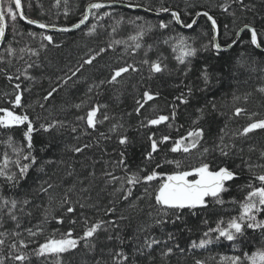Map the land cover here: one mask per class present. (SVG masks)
Listing matches in <instances>:
<instances>
[{
    "label": "trees",
    "instance_id": "1",
    "mask_svg": "<svg viewBox=\"0 0 264 264\" xmlns=\"http://www.w3.org/2000/svg\"><path fill=\"white\" fill-rule=\"evenodd\" d=\"M93 2L97 0H67L66 4L65 0H60L57 6L56 0H22L24 12L29 18L50 26L54 25V28L71 27L81 19L87 5ZM127 2L128 0H118L117 3ZM133 2L142 5L139 7L141 9H151L147 10L151 13H156L155 10L161 6L168 7L180 12L185 22H190L197 12H209L217 21L219 31L217 42L222 47L235 38L234 32L244 23L254 22L258 28H264V0H243L247 8H243L237 0H133ZM221 5L229 6L228 12L223 11ZM104 11L110 12L111 15L104 17L100 22L90 17L85 28L70 34H45L18 20L13 28V22L10 19L6 21V38L0 50V69H3L0 71V107L11 108V101L14 100L17 91L14 85L20 84L23 107L16 111L29 115L36 129L32 133L31 151L37 158V163L30 168L27 178L21 182L18 189L10 191L7 185L3 188L5 196L22 199L27 195L32 203L25 209V213H31L30 216L17 213L21 223L19 229L16 228L15 222L4 216L0 232L7 231L9 235L5 238V244L0 247V257L15 254L9 249L14 239H23L26 242L35 239V243H30L27 249L21 250L31 253L32 249L42 243L54 229L63 232L73 227L74 234H81L82 223L70 225L68 220L79 221L83 214L90 218L91 222L97 219L115 220L119 227L100 231L94 240L96 245L94 250L86 249L81 244L78 249L64 253L61 257L62 264H96L97 260L101 264H114L112 255L120 248L128 254L129 264H196L197 260L203 264H226L222 258L232 256H240L243 264H247V261L243 260L245 252L251 254L257 249L264 248V234L259 231L253 232L248 229L244 236L234 242L213 240L206 247L195 249L190 248V245L193 241L198 242L208 227H215L220 220L227 223L231 217L238 215V204L230 201L233 199L242 201L248 191L246 188L241 190V186L251 178L245 162L264 165V156L261 155L264 153V130H255L243 137L233 135L248 123L264 119V92L258 91L264 88V54L257 52L247 43H238L219 55H216L214 50H203L201 46L208 44L212 35L211 28L204 18H199L193 29L183 32L175 24L167 30L158 28L161 20L167 22L171 19L169 15L154 18L119 8L100 12ZM117 21L120 22L118 26ZM93 24H97L95 32L86 35ZM141 25L145 27L151 25L152 29L145 35L143 47L135 53L126 44L113 43L117 40L127 42L128 37L137 32ZM114 26L115 32L112 31ZM29 33H35V36ZM41 33L52 36L53 43L49 44L42 40ZM178 33L193 38L194 46L200 49L195 57L190 58V65H179L174 59L171 47L163 42ZM242 36L247 39L249 34L243 33ZM41 44L44 45L43 48ZM109 44H113V47L109 48ZM149 45H152L150 51ZM9 47L15 50L11 56L6 52ZM101 48L106 51L97 55L91 64L84 63ZM21 49L24 51L21 52ZM29 49L36 51L38 55H31ZM145 58L149 60L160 58L167 66V70L151 74L148 65L141 63ZM29 64L32 67H28ZM125 64H133L139 71L123 74L117 83L101 85V81L110 79L114 69ZM205 65L208 66L212 80L208 90L202 91L205 85L201 79V71ZM188 67L191 70L187 71L185 76ZM77 68L80 70L72 76V72ZM25 71L30 79H25L21 75ZM9 75L20 76V79L10 81L7 78ZM187 86L192 87V96L188 104L179 105L171 128L167 123L151 127L141 126L142 121L146 122L145 118H153L159 114L170 115L172 111L170 105L174 103V97L181 92L187 93ZM90 87L91 92L88 91ZM52 88H56L57 91L51 98L44 100L43 97ZM145 90L159 95L153 101H149L141 110V114L137 115L136 100L142 97ZM89 97L91 99H88ZM82 100L87 101V105H106V108L101 109L100 118L102 119V114L106 112L111 119L98 124L95 131L85 129L83 123L77 121L76 117L84 115L87 106L81 110L73 107ZM237 107L245 111L239 116H234ZM198 108L204 110V119L199 124L205 129L204 146L212 148L218 143L221 129L227 132L225 142L234 144L229 157H221L218 152H212L208 159L214 164L227 163L239 173L240 178L230 184L228 192L222 194L226 201L224 205L210 201L209 206L197 210L196 215L185 210L183 220L177 221L175 225L169 223L154 226L155 201L144 195L146 185H138L130 200L125 201L114 191L120 186L119 182L106 183L108 177L104 173L113 172L118 177L125 175L114 164L120 159L121 152L125 153L126 163L131 171L146 169L142 174L150 172L165 157L181 160L185 167L198 164L197 152L185 156L182 153L168 151L172 146L171 141L160 146V150L154 154V160L149 162L144 159L145 154L151 150L148 139L150 135L155 133L157 140L163 135H169L173 139L184 135L193 127L192 121L200 115L196 111ZM53 123L56 126L47 132L41 128V125ZM113 124H121L123 127L113 133L109 131ZM73 127L77 128L75 133L72 132ZM25 131L26 125L0 129V158L5 152L12 159L16 158L4 143L9 136L13 137L17 146L27 151V142L23 135ZM85 132L88 134H84ZM100 133H104L107 138L101 137ZM120 136H127L129 143L121 145ZM84 144H90L91 147L82 153H74L71 150ZM12 170L16 169L13 167ZM172 170H174L172 165L158 169L161 172ZM253 171L259 173L264 171V168H254ZM43 181L54 185L50 195L34 191ZM85 188L88 190L82 191ZM69 189L72 191L68 192ZM66 193L73 202L80 201L86 206L81 209L79 204H76L75 213L65 215L66 209H61L59 205ZM136 197L142 199L136 200ZM130 204H134V207H130ZM46 207L49 208L50 216L43 224L45 228L43 235L30 238L24 229L41 224ZM109 208H114L115 212L105 215ZM150 212L153 213L151 217ZM53 214L64 215L65 223L57 224L51 219ZM121 216L125 219L120 220ZM259 218L264 219V215ZM204 220L209 223L204 224ZM149 225L153 226L148 227ZM142 228L147 230L140 231ZM12 231H20L21 235L14 238L11 236ZM117 233L123 238V244L115 239L108 240L109 235L115 236ZM169 233H174L175 239L168 240ZM148 236L156 237L161 243L154 245L150 250L144 249L141 254L136 249L143 246L145 237ZM167 248H172V253L162 255ZM4 264L19 262L5 259ZM26 264L57 262L55 258L46 259L30 255Z\"/></svg>",
    "mask_w": 264,
    "mask_h": 264
},
{
    "label": "snow or ice",
    "instance_id": "2",
    "mask_svg": "<svg viewBox=\"0 0 264 264\" xmlns=\"http://www.w3.org/2000/svg\"><path fill=\"white\" fill-rule=\"evenodd\" d=\"M7 2L8 6L5 7ZM118 0H97L87 5L84 13L82 14L81 19L71 25V27H64L56 29L61 32H69L73 29H79L81 25H86V22L90 20V17L95 19L97 22H100L104 17L111 15L110 12L104 11L100 12L102 9L111 8L116 4ZM238 3L242 5L243 8H247L243 4V0H237ZM67 0H65V4ZM60 0H56V5L59 6ZM128 8H139L142 7L140 4H136L133 0H128L126 4ZM30 7V5H29ZM223 11L228 12L229 6L221 5ZM151 10V9H146ZM156 14L160 13H170L171 19L167 22L161 20L158 24V28L161 30H167L172 27L173 24L179 25L182 28L193 29L198 23L199 17H206L207 21L211 23V39L208 44L202 45V49L205 51L215 50L216 55H219L223 51H227L233 46L239 44H250L254 49L264 51V28H258L254 22L244 23L242 27L234 32L236 38L231 39V42L226 46H223L217 42L219 36L218 25L216 19L209 14V12H197L195 17L191 19L190 22H185L182 19L181 13L175 10H172L168 7L161 6L156 9ZM67 10L65 15L67 16ZM234 15V14H233ZM11 20L13 22V28H15V22L17 20L24 21L29 25H36L40 29H47L49 27H55L54 25L50 26L44 23H41L37 20L29 18L24 12V6L22 0H0V38H6V21ZM136 19H141L136 17ZM117 21V26L119 25ZM97 24H93L86 35H91L95 32ZM152 26L147 27L141 25L139 30L133 35L128 37V41H114V44H126L128 48L132 50L133 53L136 50H139L143 47L142 41L145 35L151 31ZM225 30L227 31V25H225ZM112 31H116V26L112 28ZM247 32L249 37L245 39L242 34ZM31 36H35V33H29ZM42 40H46L49 44L53 43V37L50 35L40 34ZM190 40L192 42H190ZM165 44H168L174 54V59L179 65H190V58H193L197 55L200 49L194 46L195 40L190 37H186L183 34H177L175 37H169L163 41ZM43 48L44 45L41 44ZM109 48L113 47V44L108 45ZM152 45L148 46L150 51ZM14 49L9 47L6 49V52L9 56L14 54ZM21 52L24 49L20 50ZM31 55L35 56L38 53L32 49L28 50ZM106 49L101 48L99 52L91 56L89 59L84 61L85 64H91L95 60L96 56L100 53H103ZM145 57H147V51L145 52ZM144 65H148L151 74L163 73L167 70V66L162 62L160 58L156 60H149L145 58L142 62ZM243 67V64L240 65ZM28 67H32L31 64ZM82 67V65H81ZM80 69L77 68L76 71L72 72V76L76 75ZM190 67L185 71V76L187 71H190ZM3 71V69H0ZM139 71L133 64H125L124 66L118 67L113 70L111 77L107 81H101V85L104 83H117L119 78L125 73L137 72ZM25 79H30L26 73H21ZM10 81L13 79H20V76H11L7 77ZM71 79V77H68ZM201 79L204 82L205 88L203 90H208L212 77L209 73L208 66L205 65L204 69L201 71ZM66 82V81H65ZM16 94L14 100L11 101V108L0 107V129H12L14 127H19L26 125V131L24 132V140L26 143L27 151L25 152L24 148L16 145L13 137L9 136L7 141L4 143L8 148L11 149L12 154L16 157L12 159L7 152L3 154V157L0 158V227L3 225V218L6 215L16 224V228L21 227L20 216L17 213L31 215L30 212L25 213V209L32 203V200L28 198L27 195L22 199H17L14 196H5L3 194V188L5 185L8 186L9 190L18 189L21 182L27 178L30 168H32L37 163V158L32 154V133L36 131L34 128L33 122L30 120L29 115L25 113H18L16 109L22 108V90L20 84L14 85ZM57 91L56 88H52L51 91L43 97L44 100H48L53 96ZM92 91L91 87L88 90ZM260 92H264V88L258 89ZM159 93H152L148 90L143 92V95L140 99L136 100L137 107L135 112L137 115L141 114V110L145 108V105L149 101H153ZM192 96V87L187 86V93L181 92L180 95L174 97V103L170 105L172 111L170 115L159 114L153 118H145L146 122L141 123L142 127H151L158 126L164 123H167L171 128L172 122L175 121L177 115V109L179 105H186L189 103V98ZM88 99H91L89 97ZM178 102V103H176ZM43 107V105H41ZM87 106V111L84 115H79L76 117L77 121L83 123L85 129H91L95 131L98 124H103L104 122L111 119V117L105 112L102 114V119L100 118L101 109L106 108V105L92 104L87 105V101L82 100L80 103L73 105L77 110H81ZM213 109L215 105L213 104ZM200 115L192 121L193 127L190 128L184 135L173 139L169 135H163L157 140L155 138V133L148 137L150 141L151 150L148 151L144 159L151 162L154 160V154L160 150V146L171 141L172 146L168 149L171 153H182L185 156H191L194 152L199 153L198 159L199 163L190 167H185L183 161L175 159H167L166 157L162 162L157 163L155 167L147 174H142L146 172L145 168H140L138 171H131L129 166L126 163L125 153H120V159L115 161V166L119 167L124 173V176L118 177L113 172H105L104 175L108 177L106 183H116L119 182V187L115 188V192L120 194V198L128 201L133 196L134 189L138 185H146L144 187V195L148 196L155 201L156 214L154 217V226H164L166 224L175 225L177 221H182L184 218V212L187 210L192 215L197 214V210L206 209L209 206V202H214L217 205H224L226 201L223 199L222 194L230 190V184L235 180L239 179V173L228 166L227 163L223 165L214 164L211 160L208 159L210 153L218 152L221 157H229L231 149L234 147V144H228L225 142V137L227 132L225 129H221V135L218 137L219 142L214 144L212 148L204 146V137L205 129L200 127V121L204 119V110L198 108L196 110ZM245 110L242 108H235L233 115L239 116ZM255 115V114H253ZM55 123L49 125H41V128L47 132L50 128H54ZM123 127L121 124H113L109 129L110 132L116 133L119 128ZM264 130V119L254 120L248 123L243 127L239 132L233 133L235 136H247L249 133L255 130ZM77 131L76 127L72 128V132ZM84 134H88L85 132ZM100 136L105 137L104 133H100ZM119 143L121 145H127L129 143L127 136H120ZM91 147L90 144H84L83 146H76L71 150L74 153H82L85 149ZM264 156V153L261 154ZM165 165L174 166V170L170 172H161L158 169L164 167ZM245 165L248 171L251 173V178L249 181L241 186V190L248 189L242 201H236L233 199L230 203L238 204L239 213L238 215L231 217L227 223L223 220H220L216 223L215 227H208L207 230L203 233V237L198 241H193L190 245V248H204L207 245L211 244L213 240H226L229 242L236 241L239 237L244 236L246 230L250 229L253 232L259 231L264 234V219L259 218L264 215V171L256 173L253 171L254 168H264V165L259 164H250L245 162ZM16 170L13 171L12 168ZM42 170V169H41ZM94 175V174H93ZM46 185V186H45ZM54 188V185L43 181L40 183L37 189H34L35 192L39 194L50 195V190ZM151 189V190H150ZM88 189H82V191H87ZM72 189H69L68 192H71ZM142 197H136V200H140ZM76 204H79V207L83 209L86 205L80 201L73 202L71 197L66 193L60 201V208L66 209L67 214H74L76 211ZM130 207H134V204H130ZM114 208H109L106 210L105 215L114 213ZM50 216L49 208L44 209L43 221L41 224L36 225L34 228L24 229L27 232L30 238H36L43 235L45 224ZM149 216H153V213H149ZM51 219L59 225L65 223V216H55L51 215ZM120 220L125 219V217H119ZM70 225H76L77 223H82L83 231L81 234L76 235L75 229L69 227L67 231H60L59 229H54L47 237H45L42 243H39L38 246L32 249L31 253L21 251L22 249H27L30 243H35V239L25 241L23 239L16 240L9 245L11 252H14V255H9L7 257H0V264H4L5 259H13L18 261L19 264H26L29 261L30 255H35L37 257L55 258L57 264H62L61 257L64 253L71 252L79 248L81 244L86 249L94 250L96 245L94 240L97 234L100 231H108L109 228H118L119 225L115 220H103L97 219L95 222H91L90 218L83 216L81 214V219L68 220ZM204 224H208L207 220L203 221ZM149 225L148 227H152ZM146 228L140 229V231H146ZM190 231V229H189ZM9 235L7 231L0 232V247L5 244V238ZM21 235L20 231H12V237H19ZM117 240L121 244L124 243L123 238L117 233L115 236L109 235L108 240ZM134 239V238H130ZM175 239L174 233L168 234V240ZM161 241L154 236L145 237L143 246L137 248L136 251L143 254L144 249H152L154 245H159ZM183 251V250H181ZM172 253V248H167L162 255L167 256ZM110 255L111 252L109 253ZM226 264H243L242 258L240 256L232 257H223ZM112 260L114 264H129V256L120 248L115 251L112 255ZM243 260L247 261V264H264V248L257 249L251 254L245 252ZM96 264H101L97 260ZM196 264H203L202 261L197 260Z\"/></svg>",
    "mask_w": 264,
    "mask_h": 264
},
{
    "label": "water",
    "instance_id": "3",
    "mask_svg": "<svg viewBox=\"0 0 264 264\" xmlns=\"http://www.w3.org/2000/svg\"><path fill=\"white\" fill-rule=\"evenodd\" d=\"M124 4H120V3H116L113 5V7L111 8H106V9H102L100 11H103V10H110V9H114V8H119V9H123V10H126V11H129V12H132V13H142V14H145V15H148V16H151V17H154V18H159V17H162L164 15H169L170 16V13H160L159 15H157L156 13H151L145 9H141V8H128L126 6H123ZM199 18H204L206 21V17H199ZM197 18V19H199ZM20 23L30 27V28H33L37 31H41L45 34H70V33H76L80 30H82L83 28H85L87 25H88V22H86V25H81V27L79 29H73L72 31H69V32H61V31H57L56 29H59V28H54V27H49L47 29H40L38 28L36 25H29V24H26L24 21H21V20H18ZM207 23L209 24L210 28H211V23L209 21H207ZM178 28H180L182 31H189L190 29H187V28H182L180 27L179 25H176ZM247 33V32H245ZM248 34V33H247ZM236 38V37H235ZM4 39L5 38H0V50L2 48V45L4 43ZM218 39V38H217ZM234 47V46H233ZM231 49V48H230ZM230 49H228L227 51H229ZM256 50V49H255ZM257 52L259 53H262L264 54V51H261V50H256ZM215 52V50H214ZM223 52H226V51H223ZM221 52V53H223Z\"/></svg>",
    "mask_w": 264,
    "mask_h": 264
},
{
    "label": "rangeland",
    "instance_id": "4",
    "mask_svg": "<svg viewBox=\"0 0 264 264\" xmlns=\"http://www.w3.org/2000/svg\"><path fill=\"white\" fill-rule=\"evenodd\" d=\"M8 6V4H7V2L5 3V7H7ZM178 28V27H177ZM180 29V28H179ZM181 30V29H180ZM182 31V30H181ZM183 32H186V31H183Z\"/></svg>",
    "mask_w": 264,
    "mask_h": 264
},
{
    "label": "bare ground",
    "instance_id": "5",
    "mask_svg": "<svg viewBox=\"0 0 264 264\" xmlns=\"http://www.w3.org/2000/svg\"><path fill=\"white\" fill-rule=\"evenodd\" d=\"M227 52V51H226Z\"/></svg>",
    "mask_w": 264,
    "mask_h": 264
}]
</instances>
